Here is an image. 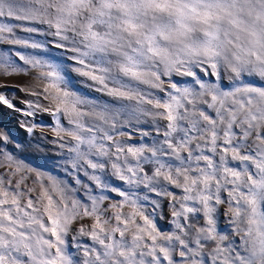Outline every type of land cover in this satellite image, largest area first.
I'll return each instance as SVG.
<instances>
[{
  "label": "snow or ice",
  "instance_id": "1",
  "mask_svg": "<svg viewBox=\"0 0 264 264\" xmlns=\"http://www.w3.org/2000/svg\"><path fill=\"white\" fill-rule=\"evenodd\" d=\"M0 109V264H264V0H0Z\"/></svg>",
  "mask_w": 264,
  "mask_h": 264
},
{
  "label": "rangeland",
  "instance_id": "2",
  "mask_svg": "<svg viewBox=\"0 0 264 264\" xmlns=\"http://www.w3.org/2000/svg\"><path fill=\"white\" fill-rule=\"evenodd\" d=\"M74 75V74H73ZM30 78L21 76V77H14L8 81L10 85H25L29 82ZM83 91L87 92L88 89L82 88ZM14 98L16 101L20 103V106L23 107L24 100H34L35 97L27 96L24 92H15L13 93ZM46 104V102H44ZM12 112V111H11ZM0 112V129L8 131L10 135L14 136L17 142H23L25 144H29L30 147L21 153L22 158L24 161L33 167L39 168L43 171L49 172L54 176H58L60 178H65V174L62 169L58 167H54V164L59 159V153L61 150L50 140H54L55 137L53 136L50 126L54 125V118L48 115L47 113L38 114L36 120L42 124L47 125L42 130H37L35 134H28L23 128H21V122L28 120L29 118L23 117L19 113L12 112L14 120V125L7 123L8 121L4 120V116L1 115ZM17 115V116H16ZM17 118H16V117ZM20 116V117H19ZM3 122V123H2ZM2 124V125H1ZM47 136L49 140L41 139V135ZM37 142L39 143L40 150L37 151ZM115 196L114 193L111 194Z\"/></svg>",
  "mask_w": 264,
  "mask_h": 264
},
{
  "label": "bare ground",
  "instance_id": "3",
  "mask_svg": "<svg viewBox=\"0 0 264 264\" xmlns=\"http://www.w3.org/2000/svg\"><path fill=\"white\" fill-rule=\"evenodd\" d=\"M0 112L2 113L1 115H3L5 118H4V120H3V122L5 121V120H7L8 122L7 123H9V124H12V125H14V120H15V118L13 117V114H12V112L10 111V110H7V109H0ZM17 116V115H16ZM15 116V117H16ZM20 117V116H19ZM17 118V117H16ZM1 120V119H0ZM2 122V123H3ZM5 123V122H4ZM2 125V124H1Z\"/></svg>",
  "mask_w": 264,
  "mask_h": 264
}]
</instances>
